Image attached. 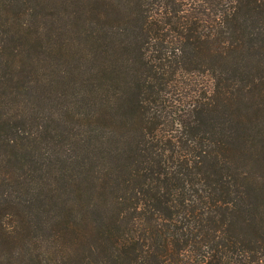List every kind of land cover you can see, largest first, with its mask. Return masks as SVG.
Returning a JSON list of instances; mask_svg holds the SVG:
<instances>
[{
    "label": "trees",
    "instance_id": "16d2710c",
    "mask_svg": "<svg viewBox=\"0 0 264 264\" xmlns=\"http://www.w3.org/2000/svg\"><path fill=\"white\" fill-rule=\"evenodd\" d=\"M0 264H264V0H0Z\"/></svg>",
    "mask_w": 264,
    "mask_h": 264
}]
</instances>
